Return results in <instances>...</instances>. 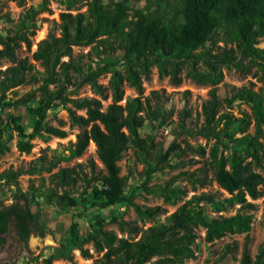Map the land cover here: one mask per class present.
Wrapping results in <instances>:
<instances>
[{"label":"trees","instance_id":"16d2710c","mask_svg":"<svg viewBox=\"0 0 264 264\" xmlns=\"http://www.w3.org/2000/svg\"><path fill=\"white\" fill-rule=\"evenodd\" d=\"M78 1L85 2L84 12H69L75 2L72 0L66 12L59 14L56 30H49L43 40L35 43L30 56L43 68L41 76L17 52L21 45L29 50L39 27L35 16L47 10L44 6L47 2L40 7H28L11 34L0 33V60L10 64L0 69V156L9 151L7 130L14 133L17 150L25 154L33 147V136L65 138L60 126L48 124L51 115L55 118L52 112L61 108L67 112L70 125L79 129L64 159L80 158L92 142L104 172L97 178L99 188L91 187L95 197L92 207L104 210L124 203L143 222L162 214L159 206L134 204V193L125 194V180L119 175L117 162L132 148L149 179L150 171L160 172L169 167L170 157L178 152L188 150L204 157L205 149L189 144L186 137L203 138L212 141V145L202 166L176 175L187 180L194 190L214 181L230 196L219 201L213 194H192L165 216L164 222L147 228L112 214L109 222L115 224L121 237L115 230L105 229L106 219L99 213L92 217L93 223L84 236H79V224L73 220L69 226L72 248L64 245L53 248L44 264H53L56 259L71 260V249H76L82 258L91 259L83 245H90L96 254L92 264H184L187 259H194V242L200 228L205 231L206 243L227 234L244 235L240 264H264V241L253 258L247 249L253 222L248 213L254 208L252 202L263 198L264 207V177L254 170L264 159V86L256 91L250 86H231L229 96L219 98L216 94L224 68L243 75L251 74L253 69L254 74L263 72L264 47L257 45L264 36V0H175L170 13L166 10L169 3L161 6L164 0H149L144 10L131 13L126 6L128 0ZM219 40H224L223 46H216ZM74 46L90 47L104 64L84 70L73 60ZM117 50L121 52L119 61L112 58ZM152 67L157 68L159 78H168L174 87L185 78L210 87L201 104V123L188 122L187 109L177 112L178 121L171 133L174 138L183 137L184 149L172 141L163 150L150 136L139 137L138 131L146 120L156 128H164L175 113L165 108L166 100L157 90L143 96L142 83L149 79ZM107 73L110 76L103 87L97 82ZM27 84L36 85L18 99L7 101V93ZM124 84L135 92V97L124 98ZM83 86H88L98 98L78 97L75 92ZM107 98L110 102L104 108L103 101ZM233 102L248 104L251 113L235 117L231 111L222 110L223 104L230 108ZM12 110H26L31 118L28 129ZM250 126L251 134L247 132ZM46 160L41 156L32 160L26 170L8 169L2 173L4 182L0 187H13L14 191L10 204L4 205L0 200V245L11 228L21 242H26L33 233L44 235L41 206L32 191L21 190L17 178L56 167L57 162L46 166ZM49 177L54 188L46 199L48 205L59 210L74 207L77 198L68 190L78 183L80 172L69 166L58 168ZM142 187L147 189L146 184ZM159 193L169 205L186 197V191L173 187L172 181L161 186ZM204 205H210L216 213L232 205L238 208L235 214L209 218L204 215ZM232 250L233 246L226 243L224 253Z\"/></svg>","mask_w":264,"mask_h":264},{"label":"rangeland","instance_id":"374dc122","mask_svg":"<svg viewBox=\"0 0 264 264\" xmlns=\"http://www.w3.org/2000/svg\"><path fill=\"white\" fill-rule=\"evenodd\" d=\"M72 0H22L19 3L18 0H0V33L11 34L16 28L19 17L27 10L28 7H40L44 2H47V10L39 12L35 19L39 24L38 29L34 36H32V42L29 50L25 49L21 45L17 52L20 58H27L29 62L33 64V72L40 76L43 74V68L38 61L31 59V52L35 49V43L43 40L49 30H56V26L59 22V14L66 12L67 4ZM104 3L111 0H102ZM116 1V0H114ZM122 1V0H119ZM149 0H128L126 6L129 9V13L133 10H144V6L148 4ZM164 6L169 3V7L166 10L170 13L169 8L174 4L175 0H164ZM85 2L75 0L71 8L68 10L71 13L75 11L84 12ZM224 40H219L216 46H223ZM258 48L264 47V36L260 39ZM72 57L74 61H77L79 65L84 69L94 70L95 68L102 66L104 61L100 55L90 51V47L79 48L78 46L72 47ZM112 58H121V52L116 51L112 54ZM66 61V58L62 59ZM10 64L4 60H0V69H5ZM254 69L251 74L243 75L236 72L233 69H223V81L217 85L216 94L219 98H224L230 95V87L250 86L253 91L264 86V70L262 73L257 72L254 74ZM110 74L107 73L99 78L98 84L106 87ZM36 84H27L13 89L7 93V101H13L23 96L29 89L34 88ZM143 96L148 94L150 90H157L163 100H166L165 108L173 109L174 115L169 120L168 126L164 128H156L155 124H149L148 121L144 122L141 129H139V137L147 138L151 137L156 145L163 150L167 149L172 141H175L181 149H184L183 137L174 138L171 133L172 128L175 127V123L178 121L177 112L184 109L189 110L190 116L187 121L196 122L199 124L202 122L200 116L201 104L207 98V92L209 86L196 85L192 80L185 78L179 86H172L168 78H159L157 68L152 67L149 75V79H146L142 83ZM69 89H72L70 87ZM78 97L98 98L95 96L88 86H83L76 90ZM124 98L135 97V92L129 88L126 84L123 85ZM110 102L109 98L103 101V107ZM123 103V102H122ZM222 110L231 111L235 117H241L243 114H250V106L246 103L233 102L232 106L228 108L225 104L222 106ZM14 111V110H12ZM16 116L22 118V123L25 128H29L31 118L27 114L26 110H19L12 112ZM52 113H55V118L52 115L49 118L48 124L54 127H61L66 136L63 139L49 137L46 139L39 138V136H33L31 142L33 144L29 154L20 153L16 148V137L11 130H7V134L10 135L8 143L9 151L0 156V184H3L2 173L8 169L26 170L31 161L41 156L45 157L48 166L52 162H57L56 167L49 172H32L30 174H22L17 178L19 187L23 192L32 191L35 200L41 206V218L44 224V235L37 236L31 234L30 238L26 242L18 240L16 232L13 228L5 237V244L0 249V262H7L9 264H44V259L50 256L53 252V248H58L59 245H64L66 248H72V241L69 234L70 223L75 220L79 224L78 233L79 236H84L89 231V226L93 223V216L101 214L106 219L105 229L115 230L118 236L117 227L114 223L109 222V216L114 214L123 218L126 221L136 222L139 226L147 228L151 224H159L165 221V216L172 213L183 201H186L192 194L209 193L215 195L216 199L222 201L230 194L227 191L222 190L216 182L212 181L208 186L204 188L196 187L194 190L187 180L176 175L179 171L192 170L202 166L203 162L208 159V152L212 145V141H207L203 138H191L186 137L187 142L195 147H202L205 149V156L200 157L192 151L185 150L184 153L178 152L172 155L169 159L168 166L164 167L160 172L150 171L147 179L143 173V165L135 157L134 150L128 149L123 153L120 161L117 162L119 167V175L125 180L124 191L125 194L134 193V204L140 206H159L163 209V213L154 216L153 219L143 222L135 216L131 207L126 206L124 203L119 205H112L104 210H98L92 207V203L95 201V197L91 192V187L99 188L100 184L97 181L98 177L104 172L101 164L98 162L96 155L95 145L90 142L87 150L80 158L64 159L68 156L69 146L71 142L75 141V134L79 131L78 127L72 126L69 123L67 112L64 109L58 108ZM83 114L82 111L78 112ZM58 121L60 123H58ZM248 133L253 132L252 126L247 130ZM238 136V135H236ZM69 166H75L78 172H80V180L72 188L68 190L71 196L77 198V204L68 208V210H59L51 205H48L46 199H48L49 192L54 185L50 179V175L53 174L58 168H65ZM254 170L264 177V159L260 163V167L254 168ZM210 178V173L207 174ZM147 179V180H146ZM168 181H172V186L181 188L186 191V197L182 201H177L174 205L164 203L162 196L160 195V187L164 186ZM146 182V183H145ZM146 184V190L143 189V185ZM1 186V185H0ZM12 188L0 187V200L4 205H8L11 202ZM62 191L59 190V193ZM83 200V201H82ZM249 200V199H248ZM263 198L252 202L254 208L248 213L253 217L251 231L249 232V241L247 243V249L249 256L252 258L256 252L257 247L264 241V207ZM237 205H232L218 213L214 212L210 205H204L203 211L206 217L213 216H228L237 212ZM198 239L194 242V259H187L184 264H240L241 250L245 241L244 235L227 234L224 238L213 241L212 243H206L204 239L205 231L200 228L198 231ZM229 243L233 246L231 252L224 253V246ZM83 248L89 250L91 259L82 258L76 249H71L72 259L63 260L56 259L53 264H92L96 258V254L92 251L90 245H83Z\"/></svg>","mask_w":264,"mask_h":264},{"label":"flooded vegetation","instance_id":"af4514ba","mask_svg":"<svg viewBox=\"0 0 264 264\" xmlns=\"http://www.w3.org/2000/svg\"><path fill=\"white\" fill-rule=\"evenodd\" d=\"M5 237H6V235H4V243L2 244V245H0V249L4 246V244H5ZM0 264H9V263H7V262H0Z\"/></svg>","mask_w":264,"mask_h":264}]
</instances>
